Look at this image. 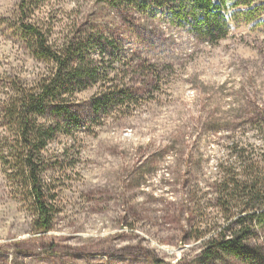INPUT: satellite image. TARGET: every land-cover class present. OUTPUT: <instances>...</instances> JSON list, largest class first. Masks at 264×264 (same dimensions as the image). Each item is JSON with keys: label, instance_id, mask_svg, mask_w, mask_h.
<instances>
[{"label": "rangeland", "instance_id": "obj_1", "mask_svg": "<svg viewBox=\"0 0 264 264\" xmlns=\"http://www.w3.org/2000/svg\"><path fill=\"white\" fill-rule=\"evenodd\" d=\"M35 3L24 22L47 32L50 44L101 33L116 44L108 78L121 75L120 61L133 51L132 62L147 60L157 77L126 72L135 98L99 119L86 108L109 83L69 91L66 103L82 123L41 120L52 129L40 155L55 214L49 233L34 234L31 201L1 161L14 134L2 111L14 90L33 88L48 68L24 46L19 0H0V264H245L220 251L205 263L195 259L226 226L213 183L224 160L238 172L229 147L244 150L252 172L264 175V16L233 19L227 37L211 45L162 11L125 13L106 0ZM247 244L264 253V225Z\"/></svg>", "mask_w": 264, "mask_h": 264}, {"label": "trees", "instance_id": "obj_2", "mask_svg": "<svg viewBox=\"0 0 264 264\" xmlns=\"http://www.w3.org/2000/svg\"><path fill=\"white\" fill-rule=\"evenodd\" d=\"M37 1L19 0L18 30L30 56L45 65L48 71L34 83L33 88L24 91L14 90L13 96L3 108L2 113L14 129V134L5 141L6 150L1 161L8 167L7 171L11 172L7 174L8 177L19 181L31 201L34 216L32 232L47 234L52 230L55 212L50 206L51 199L45 193L41 178L45 167L40 154L52 137V129L45 128L41 120L51 117L56 127L82 123L83 120L78 117L77 111L66 103L69 91H79L78 89L97 83L103 88L109 83L106 92H100L88 101L89 105L86 108L90 119H99L111 108L128 105L135 98L132 92L137 93L136 90L128 88L129 80L125 81L126 72L133 78L138 76L139 71L146 72L153 80L157 74L154 66L147 63V60L132 62L136 61V53L133 51L128 58L120 61L121 75L118 72L114 78H108L105 65L110 66L113 63L116 44L105 40L101 33L88 37L85 42L75 34L61 46L50 44L47 32L35 24L24 22V19L29 18L30 9ZM106 2L108 6L125 13L131 9L142 14H150L154 10L162 11L170 23L178 26L182 23L189 25L197 40L211 45L227 37L233 19H241L244 24H249L264 16V0H106ZM229 9L232 10L230 14ZM130 36L135 44H138L137 49H134L139 51L143 44L138 42L136 33ZM96 47H99V50L94 51L96 59L93 60L91 54ZM113 80H116V83L111 85ZM232 146L233 144L229 147L228 156L237 155L238 172L230 166H225L227 161L224 160L218 166V179L213 183L215 207L226 226L210 238L208 247L195 260L205 263L216 251H220L245 264H264V253L259 248L247 244L253 229L264 225V198H261L264 197V175L258 173L255 175L252 172L254 166L251 160L244 156V150H237ZM262 161L264 162V156ZM194 199L195 194L190 195L189 200L192 202ZM197 204L198 202H195V205ZM226 232L229 236H225ZM200 237L196 239L200 240Z\"/></svg>", "mask_w": 264, "mask_h": 264}]
</instances>
